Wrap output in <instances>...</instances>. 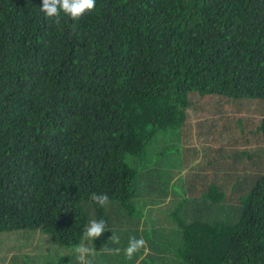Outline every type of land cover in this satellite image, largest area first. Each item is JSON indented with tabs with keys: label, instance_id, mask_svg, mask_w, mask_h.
<instances>
[{
	"label": "trees",
	"instance_id": "16d2710c",
	"mask_svg": "<svg viewBox=\"0 0 264 264\" xmlns=\"http://www.w3.org/2000/svg\"><path fill=\"white\" fill-rule=\"evenodd\" d=\"M41 6L0 0L15 257L77 264L84 242L95 264H264V0H96L60 24ZM91 219L108 229L84 241ZM131 236L146 247L128 260Z\"/></svg>",
	"mask_w": 264,
	"mask_h": 264
},
{
	"label": "clouds",
	"instance_id": "9594fccd",
	"mask_svg": "<svg viewBox=\"0 0 264 264\" xmlns=\"http://www.w3.org/2000/svg\"><path fill=\"white\" fill-rule=\"evenodd\" d=\"M95 3L96 0H42L40 10L46 17L53 19L55 24H60L62 13L69 16L72 20H78L86 11L92 10L95 7ZM90 199L102 207L109 202L107 193H91ZM106 229H108V226L103 219H91L84 228V241L93 240L101 236ZM109 239L116 245L120 244L118 235L112 234ZM145 247L146 241L143 238L131 236L123 252L125 257L131 260L137 252ZM104 251L111 255H119L121 248H106ZM73 254L77 264H95L96 249L94 247L89 248L84 242L73 249Z\"/></svg>",
	"mask_w": 264,
	"mask_h": 264
},
{
	"label": "rangeland",
	"instance_id": "374dc122",
	"mask_svg": "<svg viewBox=\"0 0 264 264\" xmlns=\"http://www.w3.org/2000/svg\"><path fill=\"white\" fill-rule=\"evenodd\" d=\"M249 106L251 108H253L252 103L249 104ZM249 113H250V111H248L246 114H249ZM197 119H201V117L198 116ZM175 154L176 153L173 152V154L170 155V158H171V160L173 162V157L174 156L176 157L175 158V162L177 163L176 166H183V165H185L184 162H188L187 160H185V161L178 160V158H177V156ZM217 213L221 214L222 212L219 210ZM13 233L14 234H18L19 231L13 232ZM13 243H14V238H13L12 232L5 231L4 233H0V259L2 260L3 256L5 257L6 255H9L10 259L7 262H5V264H23V262L21 260H18L15 257V254L17 253V251H19L21 253H24V254H25V252L22 249L17 250V247H20L18 245L17 241L14 244ZM25 262H27V260H25ZM0 264H4V262L2 263L0 261Z\"/></svg>",
	"mask_w": 264,
	"mask_h": 264
},
{
	"label": "crops",
	"instance_id": "0c3cea01",
	"mask_svg": "<svg viewBox=\"0 0 264 264\" xmlns=\"http://www.w3.org/2000/svg\"><path fill=\"white\" fill-rule=\"evenodd\" d=\"M27 260V259H26Z\"/></svg>",
	"mask_w": 264,
	"mask_h": 264
}]
</instances>
